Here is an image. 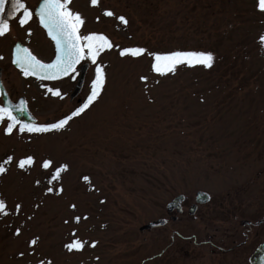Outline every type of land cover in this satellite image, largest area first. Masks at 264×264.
Returning a JSON list of instances; mask_svg holds the SVG:
<instances>
[{"label":"rangeland","instance_id":"obj_1","mask_svg":"<svg viewBox=\"0 0 264 264\" xmlns=\"http://www.w3.org/2000/svg\"><path fill=\"white\" fill-rule=\"evenodd\" d=\"M40 1L24 0L33 11ZM255 4L101 0L92 7L90 0H72L70 7L85 20L80 34H104L117 47L98 58L106 73L100 97L63 130L20 133L17 126L9 136L8 121L0 122V163L9 155L36 161L27 170L14 161L0 175V198L9 211L0 216V264H252L250 256L264 242V14ZM104 10L115 17L103 16ZM121 15L127 25L116 18ZM38 22L33 18L21 28L11 20L10 35L0 38V81L12 105L21 107L24 99L17 115L28 112L43 125L83 105L96 65L85 59L54 81L24 77L11 63L17 41L43 61L53 58L54 44ZM129 47L147 53L120 57ZM173 51L210 52L213 66L152 72L150 54ZM85 63L82 87L72 96ZM48 88L59 89L61 97ZM45 159L52 168L40 166ZM65 163L69 170L49 184ZM61 186L62 194L47 193ZM197 191L210 198L197 202ZM178 194L185 196L183 212L171 216L166 204ZM75 216L88 219L77 224ZM158 218L167 222L140 229ZM36 236L40 244L33 250L28 242ZM75 238L86 242L83 251L64 247Z\"/></svg>","mask_w":264,"mask_h":264},{"label":"snow or ice","instance_id":"obj_2","mask_svg":"<svg viewBox=\"0 0 264 264\" xmlns=\"http://www.w3.org/2000/svg\"><path fill=\"white\" fill-rule=\"evenodd\" d=\"M9 0H0V38H6L11 33V20H17L21 28L29 25V22L33 18H38L39 24L47 31V35L55 42L56 57L55 60L50 63H44L37 58L36 55L28 47H23L21 44L14 46L13 57L11 63L14 64L23 74L24 77L34 76L40 80H59L65 76L76 72V66L81 61L88 59L92 64L96 65L95 78L92 81L91 92L88 95L86 101L82 106L76 108L71 114L66 115L64 118L59 119L54 123H47L43 125L27 124L20 122L16 116L13 115L11 107L0 106V122L8 121L5 128V134L11 136L14 130L17 129L20 133H50L63 130L70 121L75 117H79L91 105L100 97L101 92L104 90L106 84V73L104 67L99 64L98 58L105 50L111 51L114 47L112 41L104 34L89 33L87 35H81L80 29L85 24V20L82 14L78 11H73L70 7L72 0H41L38 8L33 11L30 9L24 0H11V10L8 11L6 6ZM92 7H100L101 0H90ZM255 7L258 12L264 14V0H256ZM7 13V18L5 14ZM102 15L105 17H115V13L111 10H104ZM123 25H127L129 22L124 16L116 17ZM99 20V17H97ZM27 35L31 36L30 30L26 29ZM259 43L264 46V34L260 35ZM147 53V50L142 47H129L123 48L119 51L120 57H132L138 58ZM154 63L151 65L152 72L159 76H166L168 74H175L177 66L186 65L188 67H195L202 65L205 68H211L214 62V56L210 52H198V51H173L167 54L152 53ZM5 60V56L0 55V61ZM141 80L147 82L148 77L142 76ZM47 91L52 96L61 97L59 89L48 88ZM5 93L0 92V96ZM23 103V102H22ZM17 111H24L23 107H17ZM20 170H27L35 166V158L28 155L18 161L15 157L9 155L2 163H0V175L8 172L10 166L14 163ZM43 169L48 170L53 167V161L51 159L43 160L40 165ZM69 170V166L61 164L56 167L51 173L49 184L60 181L62 179V173ZM85 182H90V178L83 177ZM39 184V181L36 182ZM63 187L54 189L53 187L47 188V193L55 192L56 195L62 194ZM76 205L72 204L73 211L76 210ZM8 205L5 199L0 198V216H8ZM22 209L21 204L15 205V211L19 213ZM87 220V216H75L74 222L79 224L80 221ZM66 224L68 220L64 221ZM16 236L21 235L20 229L15 231ZM72 236L75 237L76 233L73 232ZM29 248L35 250L40 244V237L36 236L29 242ZM86 242L75 238L71 242L66 243L64 247L69 251H83ZM91 247L95 248L96 243L93 242ZM20 255L23 257L24 252ZM39 264H53L49 259L47 261L40 260Z\"/></svg>","mask_w":264,"mask_h":264},{"label":"water","instance_id":"obj_3","mask_svg":"<svg viewBox=\"0 0 264 264\" xmlns=\"http://www.w3.org/2000/svg\"><path fill=\"white\" fill-rule=\"evenodd\" d=\"M24 47V46H23ZM56 57V56H55ZM55 57L52 61L55 60ZM50 61V62H52ZM48 62V63H50ZM86 67L87 65H84V69H82L81 71V75L79 77V81L75 87V90L74 92L72 93V96H74L76 94V92H79L81 87H82V83H83V78H84V73H85V70H86ZM2 92L5 93L4 89H2ZM3 98H4V103H5V107H11L12 108V112H13V115L17 117V119L23 121V122H32L34 121V118L32 116H30L29 118H27L26 116V113L28 112H25V113H22V115H17V108L16 106L12 105L9 100H8V97H7V94L5 93V95H3ZM23 99V98H22ZM23 101V103H18L19 105H22L23 108H25V102H24V99L21 100ZM26 111V110H25ZM198 196V201L200 202H204L206 200H208L209 198V195L208 194H205L204 192H198L197 194ZM182 199H183V196H178L176 197L170 204H169V208L170 209H174L176 208L177 210H181V202H182ZM195 208V207H193ZM191 212H193V209H191ZM159 221H152L150 222L149 225H145L144 227L147 229L151 226H155L156 224H159L158 223ZM142 229L143 226H142ZM258 257V258H257ZM261 261L262 263H264V243L258 248L257 250V253L255 256H251V262L252 264H258V262Z\"/></svg>","mask_w":264,"mask_h":264},{"label":"bare ground","instance_id":"obj_4","mask_svg":"<svg viewBox=\"0 0 264 264\" xmlns=\"http://www.w3.org/2000/svg\"><path fill=\"white\" fill-rule=\"evenodd\" d=\"M9 43V42H8ZM205 194H206V192H204ZM178 196H183V201H184V199H185V196L183 195V194H178V195H176L175 197H173V199H171L167 204H166V209H167V211H168V213L172 216V214L175 212V213H177V214H180V213H182L183 212V209H181V210H177L176 211V208H174V209H170L169 208V204L176 198V197H178ZM198 196V195H197ZM196 196V200L198 199V197ZM207 201V200H206ZM199 203H200V201H198ZM205 202V201H204ZM191 208V207H190ZM191 209H193V208H191ZM194 210H196V209H193V211ZM173 217H176V215H173ZM154 221H159L158 223L159 224H156L155 226H153V227H156V226H162L165 222H167V219L166 218H158V219H155V220H153V222ZM150 224V222L149 223H147V224H145V225H149ZM145 225H143V228L144 229H146L144 226ZM140 229L141 230H144V229H142V226L140 227ZM257 250H258V248L257 249H255V251L252 253V255L251 256H255L256 255V253H257ZM258 258V257H257ZM258 264H264V263H262L261 261H259L258 262Z\"/></svg>","mask_w":264,"mask_h":264},{"label":"flooded vegetation","instance_id":"obj_5","mask_svg":"<svg viewBox=\"0 0 264 264\" xmlns=\"http://www.w3.org/2000/svg\"><path fill=\"white\" fill-rule=\"evenodd\" d=\"M7 10L10 9V4L8 3V5L6 6ZM7 13L5 14V18H6Z\"/></svg>","mask_w":264,"mask_h":264}]
</instances>
